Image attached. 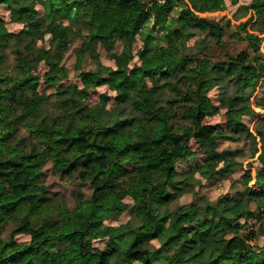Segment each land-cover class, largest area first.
Instances as JSON below:
<instances>
[{
	"label": "trees",
	"instance_id": "16d2710c",
	"mask_svg": "<svg viewBox=\"0 0 264 264\" xmlns=\"http://www.w3.org/2000/svg\"><path fill=\"white\" fill-rule=\"evenodd\" d=\"M224 4L0 0L26 24L20 34L0 31V264H264L259 234L241 232L242 221L264 218V141L259 167L253 176L246 173L242 191L215 201L195 191L190 204L171 206L194 181L192 172L177 169L195 156L191 138L206 146L196 170L212 182L237 165L233 154L217 149L220 140L245 136L256 144L245 117H258L252 130L264 140V114L255 110H264V98L256 105L251 101L256 90L264 95V0L241 7L249 17L238 27L254 20L263 35L245 33L250 51L215 61L195 58L185 45L195 31L223 42L221 24L199 14L220 11ZM48 33V47L38 46ZM76 40L81 41L75 52L80 85H59L68 76L63 60ZM137 40L139 49L134 48ZM117 42L120 51L112 52ZM99 43L114 66L97 62L81 71L85 56L96 57ZM172 45L181 49L174 56ZM7 50L15 59L11 72L4 70ZM41 62L46 71L39 77L34 72ZM40 82L53 88L55 115L44 113L51 97L39 91ZM103 84L115 95L103 92L89 106L88 98ZM213 88L220 93L218 104L209 97ZM166 90L176 94L165 98ZM174 107L183 110L178 115ZM220 108L224 130L200 136L204 118ZM177 116L187 124L175 126ZM20 125L38 146H20L15 139ZM47 162L61 176L79 173L90 196L77 195L73 209L54 210L43 181ZM31 205L45 208V214L32 213ZM125 212V223H106ZM9 224L14 227L5 236ZM20 234L28 240L18 241Z\"/></svg>",
	"mask_w": 264,
	"mask_h": 264
},
{
	"label": "rangeland",
	"instance_id": "374dc122",
	"mask_svg": "<svg viewBox=\"0 0 264 264\" xmlns=\"http://www.w3.org/2000/svg\"><path fill=\"white\" fill-rule=\"evenodd\" d=\"M251 0H237L236 2H232L231 0H225L224 8L220 11L214 13H200V17H206L212 21H218L221 26L225 30V34L221 37L223 42L218 44L216 41L207 33H198L194 32V35L186 40L185 45L187 47L188 54L192 53L195 58L204 57L213 59L215 61H223L227 56H234L242 51L248 52L250 51V47L247 41L243 40V37L246 32L255 33L258 36H263L258 31L257 25L254 23V20L247 23L245 26L238 27L241 23L246 21L249 17V14L243 15V11L241 9L242 6L248 5ZM0 17L4 20V28L0 30L1 32H12L20 34L26 29V24L22 22L16 21L7 11V9L3 6H0ZM202 39V40H199ZM50 40V33H48L43 41H38L37 45L42 47H48ZM203 41V42H202ZM81 41L76 40L69 48L66 53L63 64L68 69V76L66 79L62 80L59 85L68 86L70 84L80 85L79 79L77 78V73L79 72V68L76 67V50L79 48ZM142 46L139 40L136 41L134 48L139 49ZM261 51L264 53L263 42L260 44ZM121 48L120 42H117L114 50L112 52H119ZM170 55L174 56L178 54L181 49L177 45L168 46ZM96 57L93 58L91 56H85V59L80 65V70H90L96 67V63L99 62L102 66H110L113 67V60L109 57V52L107 49L101 44L96 45ZM137 62V57L135 56L130 63ZM15 59L14 55L10 50H7V55L5 59L4 70L6 72H11L12 67L14 66ZM46 71V66L44 63H40L36 72V75L41 77L43 73ZM39 91L44 93V95H50L49 102L44 107V113L52 116L57 112L53 106V102L55 100L53 94V88L44 87L40 82ZM106 92L110 97L115 95V92L110 90L106 84L98 87L95 92L88 98L87 104L89 106L98 103L100 95ZM176 92H172L166 90L165 98H172ZM209 97L214 104H218L220 100V93L217 88H213L209 92ZM264 98V95L260 90H256L254 96L251 98V101L254 103L256 101H261ZM255 104V103H254ZM113 105V101H109L107 107ZM256 105V104H255ZM254 105V106H255ZM183 110V108L174 107V111L179 113ZM255 110L259 112L261 115L264 114V110L259 107H255ZM225 110L220 108L219 111L212 115L204 118L202 122V127L200 130V136L210 134L216 132L218 130H224L225 128ZM260 117V116H259ZM255 118H244V123L250 129L251 133L254 134L256 144L250 142L248 138L245 136H241L238 140H220L217 149L219 151L226 150L233 154V160L237 164L231 171H229L228 175L221 180L218 181H209L199 175V172L196 170L197 166H200L203 163V160L206 158L207 150L206 146L199 143L195 137L191 138L189 145L191 149L194 151L195 156L187 161L181 162L177 165V169L179 172H192L194 181L191 185V190L177 199L171 206L175 205H188L192 201H194L193 192H197L198 194H204L211 201H215L220 196H223L227 193H233L235 190H243V183L245 181V175L247 172H250L253 176L255 170L259 167L258 163V153L260 151V147L263 144V137L257 135L253 132L252 127L256 122ZM175 126H183L187 124L186 120H181L179 116L175 119ZM16 141L20 143V146L23 149H29L32 145L38 146L39 142L35 141L26 130L24 125H20L17 128V132L15 135ZM255 150H257L255 152ZM221 164L219 165V167ZM43 181L44 185L47 186L48 194L50 197V203L54 206L53 209L57 210L58 207H66L68 209H73L76 205L77 195H82L84 198H88L91 194V189L88 183H85L80 174L75 172L73 176L66 177L58 174L51 162H47L43 166ZM252 182H249L248 185H251ZM126 202L130 203L128 199ZM34 205V204H32ZM30 206L31 211L34 214H45V208L39 206ZM254 208V206H252ZM129 219L128 213H122L117 221H108L107 224H111L117 226L119 224L125 223ZM13 224H9L7 227V231H5V236L8 231L12 229ZM249 230L257 232L259 235L256 238V242L259 245L264 244V218L259 220H247L242 221V229L241 232L247 233ZM18 241H26L28 240V236L20 234L16 236ZM95 245H101V241H95ZM157 245L156 242H154ZM136 264V263H135Z\"/></svg>",
	"mask_w": 264,
	"mask_h": 264
}]
</instances>
